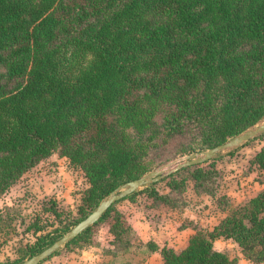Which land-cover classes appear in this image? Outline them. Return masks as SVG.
<instances>
[{
  "label": "trees",
  "instance_id": "obj_1",
  "mask_svg": "<svg viewBox=\"0 0 264 264\" xmlns=\"http://www.w3.org/2000/svg\"><path fill=\"white\" fill-rule=\"evenodd\" d=\"M263 120L264 0H0V201L54 155L88 184L74 209L48 199L42 209L60 227L46 231L35 215V242L0 264L44 251L120 186ZM216 161L124 199L144 193L150 208L182 211L189 190L211 196L225 217L196 228L184 250L143 242L118 203L66 248H100L106 224L101 264H147L155 253L162 264H236L218 239L264 264V190L239 203L211 188ZM249 163L264 171V147ZM17 206L0 209V236Z\"/></svg>",
  "mask_w": 264,
  "mask_h": 264
},
{
  "label": "rangeland",
  "instance_id": "obj_2",
  "mask_svg": "<svg viewBox=\"0 0 264 264\" xmlns=\"http://www.w3.org/2000/svg\"><path fill=\"white\" fill-rule=\"evenodd\" d=\"M263 123L264 120L251 129L258 127ZM263 147L264 136L252 140L248 144L238 148L232 152L234 153L232 156H229L230 154H228L218 159L214 166V169H216L217 172L214 176L215 180H213L216 184L213 183L214 185H211L210 187L216 189L218 184L220 186V193L225 192L230 194L235 202L243 201L247 197L255 194L261 187V184L264 183V172L255 169L249 163V160ZM189 155L191 154L177 156L172 160L163 163L159 167H156L154 170L170 163H175L174 166H176L179 160L186 158ZM210 162L205 163L203 166L208 167ZM53 173L54 174L52 175H46L44 177L41 176L40 172L26 175L0 201V209L15 204L18 205V208H13L14 210L7 211V214L2 217V220L8 227L6 228L7 234L0 236V262H7L10 259H19V256L22 254L19 252V249L25 244H32L35 242L34 235L31 232H27V228L36 218L35 215H38V217L42 219L43 222L41 225L46 227V231H53V228L59 225L57 219L51 217L50 213H46L42 209L43 204L47 203L48 199L56 198L65 208H70L68 204H74L72 193L76 188V185L74 186L75 188L68 187L63 175L59 172L56 174L55 171H53ZM157 185L160 189L166 186L165 182L157 183ZM144 189L146 188H142L139 191H144ZM65 193H67L66 196ZM70 197L71 199L69 201ZM135 202L139 204L142 210L146 211H144L145 213H150V215H152L151 213L155 212H151L152 209L150 208V205L148 204L149 202L146 200V195H144V193H141V195L136 198ZM116 208L122 210V204L118 202ZM184 208H186L185 212L188 213L187 215H190L187 217L193 215L195 220H199L203 225H206V227H212L214 221L217 220L219 216L213 200L208 196L202 197L201 195H197L193 190H189L186 194V206ZM159 210H161V208ZM162 210V213H165V216L171 220H174V217L178 216L182 222V226L189 224V218H183L182 214L172 211L165 212L166 208ZM136 223L138 225V222ZM171 223L173 227H176V224L173 222ZM107 227L108 225L106 224L100 226V248H92L82 251L78 247H64L41 264H101L105 259L103 255L104 247H110V235L107 232ZM141 229L142 232H146L147 227L142 225ZM230 244V242L224 241L218 243L220 248H225L229 251L237 261L238 258L236 257L238 249ZM30 257L32 256H28L26 259H29ZM149 264H160L159 256L152 257ZM236 264L245 263L242 262Z\"/></svg>",
  "mask_w": 264,
  "mask_h": 264
},
{
  "label": "crops",
  "instance_id": "obj_3",
  "mask_svg": "<svg viewBox=\"0 0 264 264\" xmlns=\"http://www.w3.org/2000/svg\"><path fill=\"white\" fill-rule=\"evenodd\" d=\"M261 149H259L254 154V156L251 157V159H253ZM53 171H55L56 174L59 172L61 175L64 176V179L66 180V185L68 187H74L76 185V188L74 187L75 189L72 193V199L74 201V204L73 205L68 204L71 208L74 209L76 207V203H78L80 197L82 196L83 191L88 187V184L85 180V177H84L82 171H80L79 169L70 165V162L66 158H61L57 155H54V156L50 157L49 159L43 161L41 164H39L37 167H35L30 172L26 173L25 176L30 174V173L34 174L36 172H40L41 176L44 177L46 175L54 174ZM261 172H264V171H261ZM262 190H264V183L261 184V187L257 190V192L255 194L247 197L243 201H237V202H239V203L244 202L248 198L257 195ZM66 195H67V193H65V196ZM201 196L202 197L208 196L209 198H211L215 204L216 209L218 210L217 212L219 213V216H218L217 220L214 221V224L212 227H206V225H203V223H201L199 220H195L194 219L195 217L193 215L191 217H187L190 215H187L188 213L185 212L186 208H184L182 211L171 210V209H168L166 207H162L161 210L151 208L152 209L151 212H153V211H155V212L151 213L152 215H150V213H145L146 211L142 210L137 202L130 201V200H123L121 202V204H122V210L127 214L129 223L134 228V230L137 232V234L140 236V238L143 242L147 243L149 241H154L160 246V248L167 245L169 247H172L175 251L180 252V251L184 250L189 245V241H190L191 237L196 233V228L197 229H204V230H213L220 223V221L225 217V213H223L217 207L216 201L211 196L206 195V194H202ZM228 196H230V194H228ZM53 199H56V198H53ZM70 199H71V197L69 198V201H70ZM65 204H67V203H65ZM164 208H166L165 212L172 211L175 213L182 214L183 218H189V224L182 226V222L178 218V216H175L174 220L167 218L165 216L166 214L162 213V211H163L162 209H164ZM175 219H177V220H175ZM136 222H138V225ZM171 222L176 224V227H173ZM142 225H145L147 227L146 232H142V229H141ZM170 228H172V229H170ZM109 231H110L109 227H107V232L110 235V240H112V235ZM222 241L230 242L231 246L236 247L238 249V254L236 257V258H238L237 263L244 262L245 264H255V263L247 260L244 257L240 247L235 242H233L232 240H224V239L216 240L215 241V249L216 250L228 254L230 256V258H232V259L234 258L231 255V253L229 251H227L225 248L219 247L218 243H221ZM154 256H159L160 264H162L163 258H162L160 253H155V254L151 255L148 259L147 264H149L150 259Z\"/></svg>",
  "mask_w": 264,
  "mask_h": 264
},
{
  "label": "water",
  "instance_id": "obj_4",
  "mask_svg": "<svg viewBox=\"0 0 264 264\" xmlns=\"http://www.w3.org/2000/svg\"><path fill=\"white\" fill-rule=\"evenodd\" d=\"M262 136H264V123L254 129H248L242 134L235 136L229 141L214 148L204 152L191 154L188 157L179 160L176 166H174L175 163H170L166 166L160 167L157 170H153L138 179L132 180L123 186H120L107 198H105L86 219L79 222L67 234L58 239L44 251L24 260L21 264H41L74 241L79 235L95 226L116 203L126 199L134 193H137L142 188L160 183L167 177L184 168L203 165L207 162L218 160L223 156L228 155L238 148L248 144L250 141Z\"/></svg>",
  "mask_w": 264,
  "mask_h": 264
}]
</instances>
